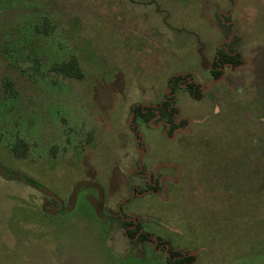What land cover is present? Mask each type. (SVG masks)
Instances as JSON below:
<instances>
[{
    "label": "rangeland",
    "instance_id": "374dc122",
    "mask_svg": "<svg viewBox=\"0 0 264 264\" xmlns=\"http://www.w3.org/2000/svg\"><path fill=\"white\" fill-rule=\"evenodd\" d=\"M234 37L241 64L219 68ZM71 56L81 80L50 70ZM170 98L173 135L135 119ZM13 174L62 209L97 184L104 217L95 186L51 213L58 202ZM170 251L264 264V0H0V264H166Z\"/></svg>",
    "mask_w": 264,
    "mask_h": 264
},
{
    "label": "trees",
    "instance_id": "16d2710c",
    "mask_svg": "<svg viewBox=\"0 0 264 264\" xmlns=\"http://www.w3.org/2000/svg\"><path fill=\"white\" fill-rule=\"evenodd\" d=\"M225 22H230L229 18H225L224 20ZM223 20H220V26L223 30V34L226 37V39L229 38L230 34H231V24L226 25L224 23ZM49 21L48 20H44L43 23L40 26L36 27V31L38 33L41 32H45L47 34V31H43V27L45 26L46 29H49ZM237 37H234L233 39H231V41L226 44L224 46V48H220L217 49V59H216V65H218L219 68H222L224 65L228 64L231 65L232 67H236L239 64H241V59H240V54L237 53L236 51V44H237ZM216 66V69H213V71H211L212 76L214 77V79H218L221 76V71H219V69ZM51 72L54 73H58L62 76H64L65 78H69V79H75V80H81L84 77V74L80 68L78 59L76 56H71L66 62H62V63H54L51 67H50ZM182 80H184L183 76H175L173 78H171L170 80V85L172 88V93H175L180 85L182 84ZM186 90L188 92V94L190 96H192L195 99H200L201 98V94L200 91L198 90V86L194 85L192 83H187L186 84ZM173 98L168 99L167 101L161 103L159 105V107L157 109H143L140 107H135L134 111H135V119L136 118H143L145 121H151L152 119L156 118L155 121L156 122H163L164 126L166 128H168V133L170 135H173L174 130H176L178 128V125L176 124V119L175 116L178 113V110L174 107V103H173ZM12 152L14 154V156L16 158H26V155L28 153L29 150V145L26 141H24L23 139L17 138L16 139V143L14 144V146L12 147ZM15 176V178L18 179H22L24 180L26 183L30 184L31 186H34L36 188H39L42 191V188L36 184L34 181L22 176V175H17V174H13ZM234 181V180H233ZM85 185H92L95 186L99 189V195H100V202L96 205V213L100 218H103V192L101 190V187L97 184L91 183V182H80L74 189L73 194H72V198H71V202H70V206L65 208V209H59L58 214H64L67 213L71 210H73L74 206H75V202H76V197L77 194L79 192V190L85 186ZM149 185V184H148ZM226 190V189H225ZM230 189H228L227 191L229 192L228 195L232 194V192L230 193L229 191ZM185 215L184 213L179 212V215ZM187 215H185V219L181 221L182 224H186L188 225V220H187ZM119 224H121L122 226H133L134 223L133 222H125L122 221ZM185 227V226H183ZM141 229L140 225H137L136 227V232H138ZM132 232H128L127 235L130 238H135L131 235ZM145 236V235H143ZM142 241L141 238H137L135 241H133V244L136 245L138 243H140ZM196 257L195 256H188V254L186 253H182V252H174V251H170L168 254V257L166 258V264H193L196 261Z\"/></svg>",
    "mask_w": 264,
    "mask_h": 264
},
{
    "label": "water",
    "instance_id": "95a60500",
    "mask_svg": "<svg viewBox=\"0 0 264 264\" xmlns=\"http://www.w3.org/2000/svg\"><path fill=\"white\" fill-rule=\"evenodd\" d=\"M42 191L45 192L49 197H51L52 199H54L55 201H57L58 204H59L58 205V208L53 209L51 213H55V210H59L63 206L62 200L59 199L57 196H55L54 194L50 193L49 191H47V190H45L43 188H42ZM188 256H195L197 258V255L194 254V253H190V254H188ZM193 264H195V262Z\"/></svg>",
    "mask_w": 264,
    "mask_h": 264
}]
</instances>
